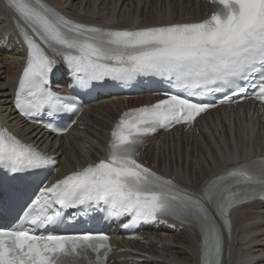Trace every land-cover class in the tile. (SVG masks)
<instances>
[{
	"label": "snow or ice",
	"instance_id": "1",
	"mask_svg": "<svg viewBox=\"0 0 264 264\" xmlns=\"http://www.w3.org/2000/svg\"><path fill=\"white\" fill-rule=\"evenodd\" d=\"M212 3L215 10L196 22L118 28L70 19L46 0H6L26 45L14 100L21 116L34 119L45 110L50 117L79 110L76 97L61 96L49 86L58 58L80 89L91 90L101 81L127 84L139 76H156L169 81L174 91L120 114L105 158L38 187V194L34 189L16 222L0 225V264H107L113 252L108 233L55 231L65 220L75 222L90 212L127 219L125 229L171 217L197 230L198 264H224L231 210L264 201V154L214 174L199 192L139 159L140 148L159 129L192 125L215 107L209 97L219 95L221 104L255 99L264 105V0ZM45 127L67 131L52 123ZM56 163L53 155L0 126V168L13 180Z\"/></svg>",
	"mask_w": 264,
	"mask_h": 264
},
{
	"label": "bare ground",
	"instance_id": "2",
	"mask_svg": "<svg viewBox=\"0 0 264 264\" xmlns=\"http://www.w3.org/2000/svg\"><path fill=\"white\" fill-rule=\"evenodd\" d=\"M46 2L70 19L101 26L111 24L118 28L199 20L206 16V10L212 9L206 0ZM151 12L155 16L150 18L147 14ZM14 19L15 14L7 6L6 0H0V119L26 140L37 142L59 154L61 162L58 168L62 174L71 172L77 161L86 163L89 158L97 160L104 144L105 131L111 129L112 122L123 109L143 103L148 95H140L134 100L116 95L98 99L90 105L85 116L84 130L75 129L68 142L60 140L58 144L55 137L22 119L15 110V92L26 52L20 46L23 40ZM11 39L16 40V49L8 48L10 42L4 41ZM14 50L17 52L14 53ZM13 54L17 56L12 57ZM67 77L68 74L65 79ZM232 119V113L220 110L200 121L202 133L199 137L180 132L155 136L146 147L144 159L157 166L162 174L178 178L184 187L199 192L205 181L214 174L251 156L264 154V124L252 132L244 127L240 114L236 115L235 120ZM231 125L233 132L230 130ZM231 214V240L225 244L224 264H264V202L256 201L242 206ZM144 233L147 234L148 242L140 243L137 247L148 249L161 259L149 256L143 264H198L199 237L195 228L181 226L178 221L176 228L162 224Z\"/></svg>",
	"mask_w": 264,
	"mask_h": 264
},
{
	"label": "rangeland",
	"instance_id": "3",
	"mask_svg": "<svg viewBox=\"0 0 264 264\" xmlns=\"http://www.w3.org/2000/svg\"><path fill=\"white\" fill-rule=\"evenodd\" d=\"M152 14H153V15H152ZM147 15H149V17L151 18V17H154V16H155V13L151 12V13H149V14H147ZM4 41H6V43L10 42L8 48H11V47H12V49H16V47H17V42H16V40L11 39V40H8V42H7V40H4ZM2 51H4V50H2ZM2 51H1V52H2ZM13 52L16 53L17 51L14 50ZM4 54H5V53H4ZM4 54H3V55H4ZM14 55H16V54H13L12 57H13ZM0 56H2V53L0 54ZM16 56H17V55H16ZM14 61H15V60H13V62H14ZM150 158H151V157H150ZM157 160H158V159H157ZM158 161H159V160H158Z\"/></svg>",
	"mask_w": 264,
	"mask_h": 264
}]
</instances>
